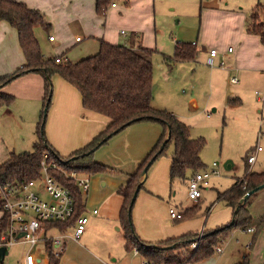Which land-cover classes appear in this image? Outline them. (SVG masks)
I'll list each match as a JSON object with an SVG mask.
<instances>
[{
    "label": "rangeland",
    "instance_id": "rangeland-1",
    "mask_svg": "<svg viewBox=\"0 0 264 264\" xmlns=\"http://www.w3.org/2000/svg\"><path fill=\"white\" fill-rule=\"evenodd\" d=\"M113 1L119 5L121 11L124 10V6L125 8L127 6L124 0H111V2ZM259 1L264 5V0H224V2L220 0H136V3H132V9L123 11L125 17L122 19L113 16L106 17L107 19L105 16L101 17L103 15L98 14L95 9V2L93 14L91 15L92 24L99 23L102 29L107 30L109 36L117 35V32L120 34V31L124 30L126 36L119 35L118 37L121 42L123 41V44L129 43L130 37L135 33L144 46L155 50L152 58L154 84L156 85L155 100L161 104L167 103L170 106L178 107L177 109L181 111L183 117L179 116L170 106H166V109L173 110L187 125H191L194 137H204L206 139L207 143L201 154L205 166L200 171L211 170L212 164L218 163L221 174L210 177V185L203 190L202 198L198 202L189 198L187 181L175 180L170 187L175 194L172 196L170 192L166 195V199L172 206H177V208L183 209L184 212L199 204L193 217L185 218L183 222L199 220L204 224L203 230H210L230 223L232 209L224 202L216 201L218 191H224L231 187L233 182L242 177L248 169L257 172L264 171V73L261 72L264 68L259 69L261 59L264 57V43L260 35L258 36L261 42L249 48L244 56V59L248 61V66L245 63L247 68L234 73L239 77V83L230 80L231 74L228 68L232 65L231 67L237 69L242 63L234 60L232 64L227 59L224 66L218 64L208 65V59L205 60L211 49H216L220 54L225 52L219 48L220 43L232 44L238 50L240 48L238 42L239 30L253 34L247 28L251 9ZM201 2H206L207 6L225 7L229 11L223 16L208 14ZM122 23H132L134 27L129 28ZM4 24L8 25L1 20L0 43L5 45L7 42L14 41L15 46L21 51L17 36H15V40L8 34L2 40L4 34L1 29ZM67 27L69 30L65 31L62 39H59V42L63 40L64 49L59 46L53 48L51 44H47L48 41L41 38V48L46 55L54 57L66 52L70 59L77 60L78 57H81L79 54L81 52L80 46L96 51L97 45L91 39L93 34L89 32L84 23L70 20ZM11 30L13 31V28ZM76 35L81 36L82 38H80L84 41L78 43V46H73L72 37L75 38ZM94 35L96 37L102 36L99 34ZM184 41L195 43L198 46L200 62L197 64L190 61L178 62L170 66L165 62L164 57L173 55L176 43ZM84 54H89V52H84ZM13 56L17 58L19 55H15L14 52ZM253 65H256V67ZM216 70L226 73L225 90L227 93L232 92V94H225V96H221L218 92L210 94L211 89L206 82V77L211 71ZM193 79L198 80L195 95L201 104L195 110L191 109L190 104L187 102L192 95L191 89L194 88V82H190ZM27 94L29 92L25 93V95ZM184 96L187 98L186 101ZM52 101L47 113L46 127L54 106V100L52 99ZM156 106L165 107V105ZM42 110V102L35 104L32 98L18 95L10 107L6 105L0 107V162L4 161L11 151L20 153L33 149L34 142L38 139L37 125ZM258 146L262 149L257 153V159L253 164H249L247 157ZM173 149L174 145L170 143L165 155L170 156ZM227 161H231L233 165L231 169L225 168L224 164ZM191 172L192 170L188 174ZM41 184L42 182L39 183V186ZM42 196L48 198L44 194ZM260 198L262 200L264 195L258 197L254 195L250 201V206L253 208L251 213L253 223L258 221V213L264 207V202L262 203ZM212 204L213 209L210 213L207 208ZM174 221L175 224L182 222ZM249 226H252V224ZM56 233L57 231L52 229L47 236H54ZM117 234L123 236L121 230H117ZM202 234L199 232V237ZM89 236H91L89 241L88 239L87 241L82 240V244L87 245L88 248L93 247V243L97 240L93 235ZM252 237L253 234L249 231L237 227L221 243L222 253L216 250L213 256L193 264H206L207 260H215L218 264H222L230 253H238L246 245H251ZM91 241L93 242L90 244ZM28 248V244L9 246L8 254L0 255V264H16ZM37 248L41 249L42 243ZM109 248L108 251L103 250L104 255L99 254V252L95 253L108 262L119 257L118 264H142L145 261L141 254L135 256L134 250L128 251L125 243L113 241L112 246H109ZM247 251L250 253V264H264L263 232L257 235L254 245ZM131 258L136 259V261L131 262Z\"/></svg>",
    "mask_w": 264,
    "mask_h": 264
},
{
    "label": "trees",
    "instance_id": "trees-1",
    "mask_svg": "<svg viewBox=\"0 0 264 264\" xmlns=\"http://www.w3.org/2000/svg\"><path fill=\"white\" fill-rule=\"evenodd\" d=\"M111 0H97L98 14L105 15ZM128 3V2H127ZM264 5L258 4L251 12L248 31L260 35L264 43ZM7 21L15 28L19 35L21 48L26 57V63L14 72L0 77V107L10 106L15 96L3 91V88L18 77L28 72H39L45 78L44 105L40 121L37 125L38 139L33 149L20 153L11 152L9 157L0 162V189L6 185L20 191L32 180L41 176L44 154L57 159L60 166L68 172L77 171L78 174L94 175L109 168L95 160L94 154L102 145L106 144L114 135L126 127L141 121H156L164 127V133L157 145L138 163L136 171L129 181L119 189L124 197V206L120 220L125 234V247L128 251L138 249L139 253L149 263L158 264H193L199 260L209 258L215 254L216 248L221 246L229 234L237 227H248L253 222L250 211L251 198L241 205L235 213V220L222 227L205 230L201 237L199 233H192L178 238H170L161 246H149L142 242L135 231L132 221L133 195L140 186H144L143 171L150 161L152 164L158 157L165 155L169 144L174 145L172 165L170 171L171 185L175 180L185 182L188 172L195 174L204 168L201 153L206 146L204 137H192L191 126L171 111L154 106V65L153 48L145 47L139 37L133 33L129 43L112 44L98 38L99 49L96 53L77 60L70 59L65 53L52 57L46 55L41 48L40 32L49 36L52 23L47 21L43 13L29 7L23 1L0 0V21ZM199 50L189 42H177L173 55H166L164 60L172 66L174 63L195 60ZM59 59V61H58ZM58 74L78 89L86 109L107 116L110 119L106 128L99 133L85 147L77 150L69 158H62L50 145L46 136V119L54 95L53 76ZM168 134L170 137L167 139ZM167 140V141H166ZM151 164V165H152ZM51 173L65 186L75 198V212L71 219L58 223L61 231L76 224L84 215L86 193L77 185L74 179L68 178L58 170ZM264 183V171L257 172L248 169L243 178H239L234 185L221 193L234 212L244 195L250 190ZM0 200V205H1ZM196 204L186 212H182L180 219L193 217ZM2 206V205H1ZM131 210V212H130ZM209 211V210H208ZM8 215L0 217V235L8 228ZM259 229L264 228V216L257 221ZM52 226V223L49 225ZM196 241L197 246L191 247ZM175 245L173 248L165 246ZM47 253L52 264H58L63 254L52 241L47 242ZM235 264H250L248 255Z\"/></svg>",
    "mask_w": 264,
    "mask_h": 264
},
{
    "label": "crops",
    "instance_id": "crops-1",
    "mask_svg": "<svg viewBox=\"0 0 264 264\" xmlns=\"http://www.w3.org/2000/svg\"><path fill=\"white\" fill-rule=\"evenodd\" d=\"M17 1H23L29 7L40 10L47 21L50 22V20H52L53 23L51 22L52 27L50 32L52 35L55 36V40H48V35L44 32H40V37L48 41L47 44H51L53 48H57V46L61 47V49L65 48V45L62 43L63 40L59 42V39H62V36L65 31L69 30L67 25L70 20H75L84 23L89 32H92L93 35H91V39L92 42H95V44L97 45V49L96 51H92V49H85V46H80L81 52L79 54L81 57H78V59L94 54L98 51V38H102L112 44H117L121 42L118 38L119 35L126 36V32L124 30H121L120 34H118L117 32V35L109 36L107 30L102 29L99 26V23L92 24L91 15L93 14L95 2L97 7V0ZM220 1L224 2V0ZM124 2L127 6L126 8L124 6L123 11H125V9H132V3H136V0H124ZM112 3L116 2L113 1L108 5V9L106 10V14L104 15L105 18H109L111 16L118 17L120 19L124 18V12L119 10V5L116 3V6H112ZM201 4L208 14L212 13L216 16H223L225 13H228L227 11H229L225 7L220 8L218 6L216 7L215 5L207 6L206 2H201ZM258 4L262 3L259 1L251 9V12ZM5 23H7L8 25L4 24L1 29L4 34L2 40H4L8 34H10V37L15 40V36H17L19 48L21 49V51L18 50V47L15 46L14 41L7 42L5 45H2V43H0V77L12 73V71H15L16 68H19L20 66L26 63V57L21 48L17 30L13 28L7 21H5ZM122 24L128 26L129 28L134 27L132 23ZM11 28H13V31L11 30ZM123 31L125 33H123ZM94 34H99L102 36L96 37ZM78 37L81 36L76 35L75 38L72 37L73 46H78V43H83L84 39H81V37L78 41ZM238 38L240 47L238 50H236L232 44L220 43L219 48L223 49L225 52L223 54L218 53V55L214 58L215 65H221V62H225V60L227 59H229L232 64L234 63V60L238 63H242L237 69L231 67L232 65H230V67L228 68V71L231 74L230 80L232 81L233 77L238 78V82L234 83H239V77L237 75H234V73H238L240 69H245L247 68L246 66H248V61L244 59V56L246 55L248 49L256 46L258 43L261 42L260 37L258 35L249 34L242 30H239L238 32ZM203 40L205 42V37L203 38ZM196 47L198 49V46ZM230 47L233 48L232 51H229ZM205 50L207 51V49ZM14 52L15 55H19L17 58H14L13 56ZM84 52H89V54H84ZM63 53L67 55L66 52ZM206 57L207 58L205 60L210 57V51L208 52ZM199 60L200 57L198 53L196 59L190 60V62L197 64L200 62ZM253 66L256 67V65ZM260 68L261 70L262 68H264V57H262L261 62L259 64V69ZM261 72L264 73V70ZM226 78L227 76L224 72L218 70L211 71L206 77V82L208 83L211 89L210 94L215 92L220 93L221 96H225V94H232V92L227 93V91L225 90ZM196 80L197 79L190 80L191 83L194 82V88L191 89L192 95L187 100V102L191 106V109L194 110L198 109L201 105L195 95V87L198 84V80ZM52 81L54 82L55 88L53 95L54 106L52 107V114L50 118H48L46 136L50 145L57 151V153L62 158H69L77 150L85 147L94 139V137L101 133L109 124L110 119L103 114L86 109L83 105L82 96L78 89L58 74L53 76ZM201 81H203V79H201ZM155 87L156 85L154 86V94L156 91ZM3 91L12 94L15 97H17V95L21 97H30L33 99V102L35 104L42 102L44 105L45 78L39 72H28L18 77L12 83L6 85L3 88ZM26 92H29V94L25 95ZM184 98L186 101V96H184ZM153 104L154 106L165 105V107L156 106L162 109H166V106H170L167 103H159V101L155 100V98L153 99ZM170 107L174 109V111L179 116L183 117L181 111L177 109L178 107ZM169 111L175 114L173 110L169 109ZM177 114L175 115L177 116ZM163 133L164 127L156 121L137 122L126 127L118 134L114 135L106 144L102 145L96 150L94 154L95 160L104 164L109 169L100 173H96L94 175L81 174L90 178V189L86 193L84 211V215L88 217V223L85 232L80 238H74L73 235H71L72 227L68 228L70 229L69 231H65L67 232L66 234H70V236L64 240V245L62 248L63 254L58 264H118L119 257L117 259H111V261L108 262L105 259L98 257L95 252H99V254L102 255L103 250L108 251L110 249L109 246H112L113 241H118V243H125V234L120 220L121 211L124 206L125 200L122 194H120L119 189L129 181L131 175L136 171L138 163L157 145ZM192 137L194 136L192 135ZM9 155L7 156V158L9 157ZM229 164L231 165V163ZM171 165V155H162L158 157V159L150 166L147 172V176H144L143 178L144 186L139 190L132 210V221L135 227V231L142 240V242L146 243L149 246H161V243L170 238H178L187 235L188 233H202L203 231H205L203 230L204 224L201 221L199 222V220H188L175 224V219L170 217L169 211L171 208H175L180 212H184L183 209H179L177 208V206H172L170 202L166 199V195L168 193L170 194L171 192L172 196L175 194V192H173L170 188ZM213 165L214 163L212 164V167ZM194 175L195 173L192 171L190 174H188V177L192 178ZM244 175L239 178H243ZM189 180L190 179L187 180L188 190ZM237 180L233 182L231 187L234 185V183H236ZM209 185L210 179L208 180L207 184H204L202 188V194L203 190ZM231 187H229L228 189H230ZM228 189L224 191H218V197L216 201H222L229 208L232 209V216L230 220L231 222L235 213L234 209L232 206L228 205L223 198H220L221 193H224ZM256 195L257 197L259 195H264V188L261 189ZM260 201L263 203L264 198H262V200L260 198ZM213 204L208 206L207 208V211L209 210L210 213L213 209ZM95 210H98L97 213L94 212ZM250 211L251 213L253 212L252 206H250ZM258 214L259 219L264 216V207L261 211H259ZM2 215L3 212L1 211L0 217ZM257 226V222H255L252 223V226L241 227L243 230H247L249 231V233L253 234L251 245H246L245 248L239 250L238 253H230V255L223 260L222 264L238 263L242 261L246 255H248L250 258V253L249 251H247V249L251 248L254 245L256 237L260 232L264 233V228L259 229ZM219 227L222 226H218L216 228ZM249 228H254L255 230L250 231ZM52 229L57 231L55 235L60 233L59 227L56 228L52 225L47 231V235L48 232ZM117 230H121L123 232V236L117 234ZM89 235H93L94 238L97 240L93 243V247L88 248L87 245L82 244V240L85 239L87 241L88 239L89 241V239H91V236ZM92 242L93 241H91L90 244ZM222 252L223 249L221 247L220 253ZM139 254L140 253L135 254V256ZM130 260L131 262L136 261V259L133 258H131ZM206 264L218 263L215 260H207Z\"/></svg>",
    "mask_w": 264,
    "mask_h": 264
},
{
    "label": "built area",
    "instance_id": "built-area-1",
    "mask_svg": "<svg viewBox=\"0 0 264 264\" xmlns=\"http://www.w3.org/2000/svg\"><path fill=\"white\" fill-rule=\"evenodd\" d=\"M112 6H116V3H112ZM123 33L125 32L123 31ZM49 40H55V36H50ZM77 40L79 41L80 37ZM193 44L195 45V43ZM232 50L233 48L230 47L229 51ZM218 53L216 49L210 50L208 64H215L214 58ZM221 66H224V61L221 62ZM232 81L238 82V78L233 77ZM261 149L258 146L249 154V164H253L256 161L257 153ZM52 170H58L68 178L74 179L84 193H87L90 189V178L88 176L78 174L77 171L68 172L60 166L57 159L51 158L48 152L44 154L42 172L38 179L30 181L21 191L9 186V184L5 188L0 189V200L2 202L0 210L3 214L6 213L8 215L9 220L7 231L0 235V248H9V246L18 244L29 245L28 250L16 264H52L47 253V242L52 241L56 248L62 250L64 240L70 236V234H66L67 232L61 231L60 228V233L57 235L47 236L51 223L58 228V223L71 219L75 212V198L71 190L51 173ZM220 174L221 170L218 168V163H214L211 170L197 172L189 180V198L198 202L202 197L204 184H207L212 175ZM40 182H42L41 186H39ZM42 194L48 198L46 199ZM97 211L95 210L94 212L97 213ZM169 213L173 219L182 217V212L175 208H171ZM87 223L88 217L86 215L81 216L76 224L72 226L71 235L74 238H80L86 230ZM69 230L67 229L66 231ZM249 230L254 231L255 229L249 228ZM40 243H42L41 249L37 248ZM192 245L193 247L197 246V242ZM216 250L220 252L221 247H217ZM134 253L138 254V249H135ZM143 264L157 263H149L145 260Z\"/></svg>",
    "mask_w": 264,
    "mask_h": 264
},
{
    "label": "water",
    "instance_id": "water-1",
    "mask_svg": "<svg viewBox=\"0 0 264 264\" xmlns=\"http://www.w3.org/2000/svg\"><path fill=\"white\" fill-rule=\"evenodd\" d=\"M46 112H48V110H46ZM169 137H170V134H168L167 139H168ZM166 141H167V140H166ZM229 163H231V161H227V162L224 164L226 169H231V167H232V163H231V165H230ZM151 164H152V161L149 162V164L147 165V167H146V168L144 169V171H143V175H144L145 177L147 176V172H148V169L150 168ZM263 188H264V183L261 184V185H259V186L256 187V188L250 190L249 192H247V193L244 195V197L240 200V202H239V204H238V206H237V208H236V210H235V213L238 211L239 207H240L241 205H244V204L249 200V198H250L255 192H258V191H260V190L263 189ZM139 190H140V186H138V188L136 189V191H135V193H134V195H133L132 203H134V201L136 200V197H137V195H138ZM130 212H131V210H130ZM235 213H234V217H233V219H232L233 221L235 220ZM174 246H175V245L165 246V247H166V248H173ZM5 254H8V250H7V248H6V247H2V248H0V255H5Z\"/></svg>",
    "mask_w": 264,
    "mask_h": 264
}]
</instances>
